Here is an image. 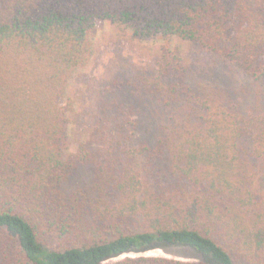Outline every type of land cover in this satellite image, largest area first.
Segmentation results:
<instances>
[{
  "label": "trees",
  "instance_id": "trees-1",
  "mask_svg": "<svg viewBox=\"0 0 264 264\" xmlns=\"http://www.w3.org/2000/svg\"><path fill=\"white\" fill-rule=\"evenodd\" d=\"M104 21L167 44L72 152L67 88ZM174 38L264 84L263 0H0V264H264V117L193 82ZM165 246L200 259L113 261Z\"/></svg>",
  "mask_w": 264,
  "mask_h": 264
},
{
  "label": "rangeland",
  "instance_id": "rangeland-1",
  "mask_svg": "<svg viewBox=\"0 0 264 264\" xmlns=\"http://www.w3.org/2000/svg\"><path fill=\"white\" fill-rule=\"evenodd\" d=\"M165 44L167 42L161 39L139 42L124 27L108 21L99 24L93 38L90 61L85 68L74 74L67 88V100L72 101L75 108L68 117L72 152L90 136L91 131L87 126L90 128L92 124L89 116L93 113V103L103 101L109 104L112 97L105 94L108 86L115 88L118 84L122 89L129 88L130 92L132 74L141 68L142 62L156 56ZM169 45L180 50L186 62L191 64L189 68L193 82L202 83L209 91L217 94H227L225 100L242 104L244 114L248 117H264V84L253 82L238 66L225 64L186 41L174 38ZM91 179L92 172L89 169H80L71 177L66 191L87 188ZM150 257L191 262L200 259L190 248L165 246L129 253L113 261Z\"/></svg>",
  "mask_w": 264,
  "mask_h": 264
}]
</instances>
